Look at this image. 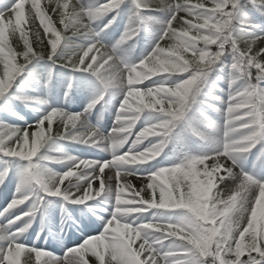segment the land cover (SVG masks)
I'll list each match as a JSON object with an SVG mask.
<instances>
[{"label":"snow or ice","instance_id":"snow-or-ice-1","mask_svg":"<svg viewBox=\"0 0 264 264\" xmlns=\"http://www.w3.org/2000/svg\"><path fill=\"white\" fill-rule=\"evenodd\" d=\"M124 2L125 0H109L92 8H81L77 13L75 10L69 12V2L64 0L63 4L57 3L53 10L61 13V23H65L66 17H71L67 21L68 25L74 27L80 24L81 32H90L91 23L117 11ZM37 3L38 0H32V7L36 8ZM25 4L26 0H15L10 8L0 11V62L4 68L3 75H0V96L5 94L26 66L15 63L16 55L7 46L6 32L10 29V34L14 35L20 31L26 49L21 54L25 61L30 62L31 58L39 54L29 46L27 34L22 31L26 20ZM161 6L170 10L172 15L160 41L167 39L171 43L163 48L158 41L151 54L139 64L121 67L111 53L100 54L99 59L97 55L89 56V53L99 51L98 45L104 47L99 43L80 48L82 55H78L77 59L69 55L64 60L73 70L94 74L105 86L111 83L122 87L126 85L118 109L117 127L107 138L112 141L111 161L97 162L68 157L72 162L71 166L60 175L49 173L32 163L33 157L40 159L37 153L54 138L51 135L45 136L43 125L47 122V131L50 133L52 122L57 116L65 119L66 128L65 134L57 138H70L92 146L105 141V137H97L95 130L73 135L69 126L75 129L77 122L81 120V114L52 110L37 122L38 130L31 132L27 129L18 130L14 126L0 127L7 129L0 133V155L29 162L21 180L24 190L9 202L3 215L20 205L36 202L28 211L21 210L19 215H13L0 224V241L3 242L0 244V264H21L22 256L25 257L24 264H90L86 258L88 253L95 257L96 264H264V182L247 173L234 172L238 155L250 152L257 143L264 145V96L258 95L256 86L248 85L236 90L229 98L222 151L146 175L137 170L140 165L160 154L163 143L143 151H135V146L149 135L167 136L173 122L183 116L195 92L199 91V87L193 91L197 81H202L228 51L235 57L231 68L246 81L252 79V69L256 70L258 77H264V48L253 51L257 40L261 38L254 37L241 47L231 31L239 0H211V7L206 2L176 0L175 3H170L162 0ZM137 7L141 12L153 10L141 5ZM180 13L184 15L181 16ZM39 15L43 22V13ZM13 16L14 23L11 19ZM85 17L89 23L82 24L81 20ZM115 19L113 16L105 28L110 27ZM174 22H178L179 27L174 26ZM49 30L50 26L46 24L45 32ZM52 31L55 39L50 41L49 59L57 54L60 44L59 34ZM136 35L138 32L135 30H127L123 41L132 40ZM211 46H215V51ZM109 72L117 75L110 76ZM124 73H127L126 83ZM160 73H164L163 81L152 79V86L145 87L144 90L138 87L142 80L162 76ZM174 73H188L191 78L175 86H167L168 75ZM232 83L235 84L236 81L233 80ZM103 98L101 94L88 108H93ZM153 110L163 114L164 118L149 124L135 135L126 152H117L133 136L131 130L140 115ZM41 135L43 139L40 138ZM209 160L213 161L211 170L206 163ZM228 162H231L230 165ZM198 165L205 167L201 170ZM105 168L116 170L115 189L111 186L106 188L102 177L97 174V169L99 174H103ZM221 168L223 173L216 177L218 181L223 182L229 178L233 182L239 181L227 199H222L219 192L212 193L213 176ZM122 171L128 176L146 177L148 183L141 191L150 192V198L146 199L140 192H134L129 199H122L124 192L131 190L130 184L121 183ZM97 178L101 179L100 187L93 191V181ZM3 180L4 176L0 175V184ZM65 180H69V183L62 187ZM73 187L75 191L72 190ZM253 189H258L254 205L249 199V193ZM106 190L114 198V210L102 232L69 248L63 257H56L46 248L29 246L20 240L28 225H16L37 213L39 208L36 205H42L45 196L62 197L64 201L80 205L99 197ZM153 210L157 215H163L165 210H182L184 215L179 223L149 221L137 224L129 219ZM233 213L239 215V221L244 220L247 215L246 226L234 221ZM245 253L247 259H242Z\"/></svg>","mask_w":264,"mask_h":264},{"label":"rangeland","instance_id":"rangeland-1","mask_svg":"<svg viewBox=\"0 0 264 264\" xmlns=\"http://www.w3.org/2000/svg\"><path fill=\"white\" fill-rule=\"evenodd\" d=\"M217 100H218L217 107H213V110L217 111L216 113H220L223 109L225 102H224V99L220 98V97H218ZM224 131L222 132L223 136H224ZM134 139H135V137L132 140H134ZM142 140H143V138H142ZM206 140L209 143V145L211 144L214 147L217 146V144H219V142H220L219 137L217 135L207 137ZM144 141L147 142L148 141L147 138ZM111 143H112V141L110 139L106 138L105 141H101V143L99 145L94 146V147L104 148V147H107L108 145H110ZM83 146H91V145L83 143ZM134 150L135 151H142V141L140 144L135 146ZM219 151H222V149ZM217 152L218 151H214L213 153L209 154L208 156L214 155ZM247 157H249V158L252 157L251 161H249L247 159ZM254 161L256 163V166H254L253 169L264 170V145H262L260 143H257L256 146L254 148H252L250 152H248L246 154L238 155L236 157V166L234 167V172H236V173H247L249 175H252L254 179L259 180L261 182H264V175H263L264 172L259 173V172H249L248 171V167H249L250 163L254 162ZM206 163L209 166V170H211L210 166L213 163V161L209 160ZM221 163L223 164V161H221ZM230 163L231 162H228L229 165H230ZM222 173H223V168L218 169L217 173L214 174V176H213L214 185H213L212 192L217 191V192H219L222 199H227V197L232 194V192L234 191V189H235L236 185L239 183V181L233 182L229 178V179L224 180L223 182H220L216 179V177L218 175H222ZM97 174L102 175L104 177L106 188L111 186L113 189H115V187H116V180H115L116 170L114 168H105L103 174H99V170L97 169ZM69 180H74V178H69ZM69 180H66V182L64 183V185L62 187H66L69 183ZM121 183L122 184L127 183V184L131 185V190H126L122 196V199H129L134 192H140V195L144 196L142 194L143 191H141V190L145 188L148 181H147L146 177L136 179L132 176L121 174ZM97 184H98L97 179H95L93 181L92 187L97 188L96 187ZM72 190L75 191V188L73 187ZM103 194H105L104 200L106 201V204H109L107 207L110 208V205H111V208L113 210L114 198L111 196L110 192L107 190ZM256 195H258V189H253L252 192L249 193V199L253 201V205H254V199H255ZM144 197L146 199L148 198L146 196H144ZM60 198L63 200L62 197H60ZM66 202H68V201H66ZM67 225L69 227H72L73 230L76 231V228H74V226L72 224L69 223Z\"/></svg>","mask_w":264,"mask_h":264},{"label":"trees","instance_id":"trees-1","mask_svg":"<svg viewBox=\"0 0 264 264\" xmlns=\"http://www.w3.org/2000/svg\"><path fill=\"white\" fill-rule=\"evenodd\" d=\"M191 2L192 3L206 2L207 6L211 7V0H191ZM142 4L144 6H146L143 2H142ZM55 22L56 23H60L61 21L56 18ZM174 26L179 27V23L175 22ZM26 38L28 39L29 46L32 48V50L34 52L39 53L38 56L47 57L49 52L51 51L50 41L52 39H55V36L54 35H50V34H47V36H46V34L43 33L41 30H39L36 27H33L31 33L27 34ZM169 43H171V41L166 40V42H163L160 46L163 47V48H167ZM7 46H8V48H11L12 51H13V54L16 55L15 63L21 64V65L24 64V63L25 64L27 63V61H25L23 59V56L21 55L26 49H25V45H24V38H22L20 34L15 33L14 35L13 34L10 35V39H9V42H7ZM211 48H212L213 51L215 50V46H211ZM260 48H264V45H262L260 42H256V45L254 46L253 51L257 52V51H259ZM6 51H7V49H6ZM73 59H76V58H73ZM3 71H4L3 63L0 62V75H3ZM159 75H164V73H160ZM173 75L176 76V77H180V78H185V77L189 76L188 73H174ZM242 82H243V88L247 87L248 85H252V79L246 81V79L244 78V80ZM55 125H53V122H52V130L49 133L47 131L48 124H47V122H45V124L43 125V128L45 129V136L46 137L49 136V135H54V134H57V135L62 134L65 131V129H66L64 121H62L61 123H58V128H56V131H55V128H54ZM28 130L31 132V131H37L38 129H37V127H30ZM3 131H6V130L5 129L4 130H0V133H2ZM0 157H4V156L0 155ZM19 160L20 161H24V160H21V159H19ZM32 163L38 165L39 161L38 160L32 161ZM253 255H256V254L253 253ZM242 259H247V253H245V255L242 257Z\"/></svg>","mask_w":264,"mask_h":264},{"label":"clouds","instance_id":"clouds-1","mask_svg":"<svg viewBox=\"0 0 264 264\" xmlns=\"http://www.w3.org/2000/svg\"><path fill=\"white\" fill-rule=\"evenodd\" d=\"M205 39H207V38H205ZM213 43H215V41H212ZM202 59H203V57H202ZM138 76L140 75V74H137ZM53 112H55V109L53 110ZM51 115V114H50ZM41 139H43V136L41 135V137H40Z\"/></svg>","mask_w":264,"mask_h":264},{"label":"bare ground","instance_id":"bare-ground-1","mask_svg":"<svg viewBox=\"0 0 264 264\" xmlns=\"http://www.w3.org/2000/svg\"><path fill=\"white\" fill-rule=\"evenodd\" d=\"M256 196H258V195H256Z\"/></svg>","mask_w":264,"mask_h":264}]
</instances>
